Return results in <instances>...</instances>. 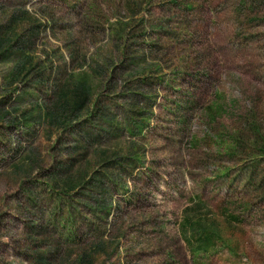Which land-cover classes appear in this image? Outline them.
Listing matches in <instances>:
<instances>
[{
    "label": "rangeland",
    "instance_id": "obj_1",
    "mask_svg": "<svg viewBox=\"0 0 264 264\" xmlns=\"http://www.w3.org/2000/svg\"><path fill=\"white\" fill-rule=\"evenodd\" d=\"M0 264H264V0H0Z\"/></svg>",
    "mask_w": 264,
    "mask_h": 264
},
{
    "label": "trees",
    "instance_id": "obj_2",
    "mask_svg": "<svg viewBox=\"0 0 264 264\" xmlns=\"http://www.w3.org/2000/svg\"><path fill=\"white\" fill-rule=\"evenodd\" d=\"M69 93V94H67ZM89 93V89L88 86H85L83 81H80L78 84L75 85V87L71 90L68 91V89H64L63 90V96L64 98H67L68 95L70 96V100L65 99L62 103H61V110L63 111V109L67 108L69 110H78L83 102L84 99L87 97ZM47 115H49L50 119H53L55 117V114L53 112H51L50 110L46 112ZM137 126V125H136ZM137 129L140 131V128L137 126ZM141 159V156L136 155V157L134 158V162H139ZM85 174L83 173V170L81 172V175L79 176V180H83L84 179ZM79 180H73L72 178L69 179H65L63 180V184L65 187H72L76 182H78ZM79 181V182H80ZM84 181V180H83Z\"/></svg>",
    "mask_w": 264,
    "mask_h": 264
}]
</instances>
